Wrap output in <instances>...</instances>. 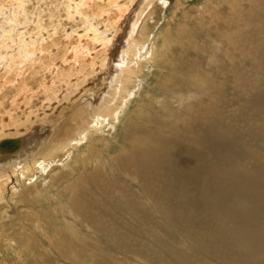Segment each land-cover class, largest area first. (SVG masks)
<instances>
[{
    "label": "bare ground",
    "instance_id": "obj_1",
    "mask_svg": "<svg viewBox=\"0 0 264 264\" xmlns=\"http://www.w3.org/2000/svg\"><path fill=\"white\" fill-rule=\"evenodd\" d=\"M26 2L10 0L9 4H0V67L6 74L2 87L13 84L16 91L11 100L13 107H8L10 110H7L3 100L6 94L0 88V203L7 200L6 193L10 184L20 183L27 190L33 186V198L41 196L43 192L53 191L55 185L50 187L46 184L50 178L47 181L46 177L43 180L40 177L45 176L55 163L54 160L62 153L67 158L62 161L61 166L72 171L68 177V180H72H66L69 183L64 187L62 182L59 183L58 188H61L55 190L56 193L53 192L51 198L55 201L65 200L64 196L68 194L67 202L57 213L67 222L73 223L77 218L79 227L76 230L79 228L83 230L82 233L93 234L84 237L87 240L98 238L102 242L106 241V249L101 252L96 264H115L112 257H115L113 252L116 250L138 251L142 257L155 264H158L155 261L163 263L170 256L172 257L166 264H205L197 246L180 250L174 241H171L172 245L169 243L167 236L177 235L176 228L153 224L151 214L154 209L141 201L143 196L152 199L155 206L164 211L169 218L168 224H181L185 231L192 229L200 243L204 242L205 237L212 236L211 246L200 247L201 249L218 256H223L222 252L230 254L239 262L240 255L249 256L248 263H243L254 264L259 252L255 247L259 249L258 244L264 242V168H252L250 164L239 162L240 152L248 148L251 150L252 145L248 139L241 138L244 135L237 130L239 127L236 129L234 122L226 117V98L222 93L198 113L197 138L188 135V130L195 125L188 126L187 130L185 122L180 130L168 136H176L174 146L168 151L167 143L159 140V137L166 138V135L157 134L153 129L142 134L133 128L130 133L126 131L128 135L125 134L124 138L125 144L130 147L122 148L119 155L112 157L117 161L116 164L103 162L101 155H98L94 160L96 169L88 172L89 165H86L77 173V177L76 166L70 164L82 143L104 133L106 127L111 126L115 130L117 123L122 121V113L127 109L125 105L129 102L130 95H133V90L141 83L144 67L152 63L157 54V39H151L144 27V18L149 16V6L154 0H63L68 18L74 23L78 20L82 22L81 29L75 26L77 29H71L68 33L69 37L76 36L77 41L69 45L70 49L60 60H64L65 64L68 62L70 67L67 71L60 69L59 62L51 61L49 66L45 63L41 54H50L45 49L49 43L47 45L46 42L45 46L44 43L49 34L55 31L44 25L40 13L34 12L33 16H29ZM246 2L248 9L243 8L241 2L235 1L234 5L233 2L230 3L231 17L226 21L228 28L225 31L230 38L238 40V45L256 37V42L261 43L260 50L264 52V0ZM240 12L243 16L239 18ZM27 15L30 17L29 21L38 28V33L29 32L28 22L22 21L21 16L24 20ZM246 21L250 27L242 32L240 23ZM168 38L167 41H170V37ZM52 42L50 40V44ZM262 58L264 61V54ZM36 63H40L37 64L38 67L45 66L52 77L49 80L42 78L39 88L34 89L27 81L26 72L28 66L34 70ZM239 68L238 64L232 63L230 71H233L234 80H242L243 72ZM14 70L15 73H12ZM9 74L13 76L7 78ZM200 80L195 79L197 89ZM251 80L255 82V77L251 76ZM235 84L239 85L240 82ZM216 87L220 89L217 85ZM249 87L254 86L244 84L240 90L247 89L248 92ZM262 89L263 87L257 96L244 101L241 112L249 113L247 121L251 122L250 126L257 125L264 138ZM40 94H44L46 98L35 109L34 99ZM12 109L21 110L20 113L23 114H17L16 118ZM250 110L255 115L254 120L253 116H249ZM232 119L239 118L234 115ZM12 121L15 123L13 126ZM28 132L32 136L24 151L20 150L19 141L12 144L10 140H6L18 138ZM143 137L145 139L140 142L138 138ZM236 137L240 141L235 140ZM206 138L213 141L205 144L203 140ZM88 159L91 160V156L84 158L85 161ZM82 161L81 159L77 163L80 168ZM259 161H264V155H261ZM102 166L120 169L136 178L140 191L123 188L116 193V180L103 171ZM256 172L260 175H255ZM39 179L40 184L43 183L41 189L37 184ZM18 187L21 186L13 188V196L24 197V189L19 190ZM161 194L163 198L171 199L172 205L177 200L176 208L162 206ZM29 203L30 210L35 211L31 202ZM189 208L194 211L188 213ZM202 210L206 217L202 216ZM3 217H7L6 212H2L0 220ZM37 217V220L32 221L36 222V229H41L38 222L42 223V220L39 214ZM181 222H185V225ZM144 223L148 224L150 238L149 244L141 247L144 244L137 238V233ZM4 234L3 230L0 231V235ZM11 238L7 240L16 242ZM77 245L82 251L89 246L94 247V244H86L84 248L79 240ZM73 246L71 244L70 248L73 249ZM25 251L26 248L22 247L21 253L24 254ZM72 251L69 253H77V250ZM261 261L258 264H264V256H261Z\"/></svg>",
    "mask_w": 264,
    "mask_h": 264
},
{
    "label": "rangeland",
    "instance_id": "obj_2",
    "mask_svg": "<svg viewBox=\"0 0 264 264\" xmlns=\"http://www.w3.org/2000/svg\"><path fill=\"white\" fill-rule=\"evenodd\" d=\"M26 1L27 14L33 16L36 12L40 13L44 25L55 31L49 34L44 43V46L46 42L47 45L49 43L48 46H45V49L47 54H50L48 56L41 54V56L45 58V63L49 66L51 61L59 62L61 70H69L70 66L68 62L65 64L64 60H62L63 62L60 60L63 55L66 54L68 49H70L69 45L72 42L74 43L77 41L76 36L69 37L68 33L71 29H81L82 22L78 20V22L75 21L76 23H74V21L68 18L66 3L64 4L63 0ZM235 1L241 2V6L248 9L247 7L249 6H247L246 0H154V3L150 4L149 8L151 10L149 16H144L145 18L143 17L145 19L144 27L145 32L147 35L150 34L151 39H157V54H155L152 63H149L144 67L143 73L141 74V83L133 90V95H130V97L128 96L129 102L125 105V109H127H124L125 112L122 113V121L117 123L115 130L111 128V126L108 128L106 127L104 133H99L98 136H93L92 140L82 143L79 147V152H75L73 160L70 163L77 168L75 177L78 176L80 171L86 165H89L87 168L88 172L94 171V169H96L94 168V162L98 155H101L100 159L103 162L110 161L113 164H116L117 161L112 159V157L119 155L122 148L130 147L129 144H125L124 138L125 134L127 136L128 133L134 129H137V132L142 134L154 130L157 134L166 135V138L159 137V140L160 142L167 143L168 151L172 149L174 146L173 140L176 139V136L171 138L168 136L180 130L185 122H187V130L188 126L195 125L191 130H188V135L192 138H197L199 132L197 125L199 123L198 113L201 112L202 108L207 106L211 100L214 101L219 93H222L226 98V117H229L230 120L234 122L233 125L236 129L239 127L237 130L241 135H244L241 136V138L248 139L247 141L252 145L251 150L248 148L242 153L240 152V155L238 156L239 162L242 164H250L252 168H264V161H259L261 155H264V138L260 134L257 125L250 126L251 122L246 119L248 118L247 115L249 113L244 114L241 112V107L244 101L257 96V93L261 91L262 87V90H264V61L262 58L264 52L260 50L261 43L256 42V37L252 39V41H247L244 44L238 45V40H235L234 37L230 38V36L227 35L225 31L227 27L226 21L231 17L229 6L232 2V5H234ZM9 2L10 0H0V4H9ZM28 15L24 20L21 16V19L23 22H28L27 26L29 32L36 34L39 30L32 21H29L30 17H28ZM241 16H243V13L240 12L239 18ZM22 27L23 26L21 25V28ZM240 27L242 32L247 31L250 27L249 22L246 21L245 23H240ZM74 35L76 34L74 33ZM164 35H168L170 41H167L168 37L166 38ZM154 36H156V38ZM50 40L53 41L52 44H50ZM51 45L53 46L51 47ZM92 46L93 45H91V47ZM49 48L52 51L49 50ZM160 48L162 51L164 48V51L162 52ZM233 58L234 60H232ZM232 63L240 66L238 70L243 72L242 80H234L233 71H230ZM37 64L40 65V63H36L34 70H32V67L28 66L26 72L28 73L27 81L34 89L39 88V83L42 78L45 77L49 80L51 79L50 77H52V74L44 68L45 66H41L43 67L41 69ZM0 70V88L3 91V94H6L3 100L6 102L5 106H7L6 108L8 110L13 107L11 100L16 94V91L13 84H7L5 88L2 87V83L6 81V79H4L6 74L4 75L2 67H0ZM15 71L16 70L12 73H15ZM10 76L13 75L9 74L7 78ZM251 76L255 77V82H252ZM195 79H201V82H198L200 85L198 86V89L195 85ZM249 79L251 82L248 81ZM245 80L248 81L249 85L254 87H249L248 92L246 89L244 90V93V91H241L240 89L243 88L244 84H248ZM236 82H240V84L236 85ZM260 82L262 84H260ZM216 85L220 88L219 90L216 89ZM236 86L240 88L238 89ZM45 98L44 94L35 96V109L37 106L42 105ZM20 111L21 110L12 109L16 118L18 117L17 114H23V112L20 113ZM252 114L254 113L251 111L249 116H253ZM234 115L239 119L233 120L232 117ZM252 118L254 120L255 115ZM252 118L250 119L252 120ZM11 124L12 126L13 124L15 125L13 121ZM126 131L128 133H126ZM31 136L32 133L29 134L28 132L18 138L6 140H10L12 144H16V142L19 141L20 150L24 151L26 149L25 147L30 143L29 140ZM144 139V137L138 138L140 142ZM153 139L154 138H152V140ZM235 140L240 141L239 137H236ZM212 141V139L206 138L203 140V143L206 144ZM90 156L92 158L91 160H84L85 157L89 158ZM57 158L54 160L55 163L52 164V168L48 170L49 173L46 172L44 177H40L41 180L46 177L47 181L50 178L49 181L46 182L48 186L51 187L52 185H55L53 191L47 192L50 194L43 192L41 196L33 198V195H35V189H33V186H31L32 189L27 190L25 189V185H20V183L9 185L10 187L6 193V195H8L7 200L0 203V215L2 212L7 213V217H3L0 220V231L3 230L5 232L4 235H0V264H96V261L99 262L100 260L101 252L106 249V241L102 242L98 238L87 240L84 237H90L93 234L82 233L83 230H80L79 228L76 230L77 227H79L77 218L75 222L71 223L67 222L62 215L57 213V210L61 211V207L67 202L66 199L68 194L64 196L65 200L60 199L59 201H55L51 197L59 188H61H58L59 183L62 182V187H64L72 180H68L72 171L67 169V167L61 166L62 161L67 158V155L64 156L61 153ZM81 159L83 161L80 168L79 165L77 166V163H80ZM101 169L108 175H111V178L116 180L114 189L116 193L123 188L140 191L138 187L139 181L124 171L114 168H112L114 169L112 170L105 166L104 168L102 166ZM255 175L260 174L256 172ZM40 179L37 181V184L39 183L38 185L41 189V184L43 183L40 184ZM66 180L69 182H66ZM16 186H21L18 187L19 190L24 189L26 197H22L21 195L16 197L13 196V188ZM50 190H52V188H50ZM9 197L11 198L9 199ZM30 198H32V200ZM141 201L145 205H151V208L154 209L151 214L153 217V224L165 225L167 228H176L177 235H170L167 236V238L171 245V241L176 243L177 249H192L197 246V248H199L198 251L200 250L199 253L201 257L205 260V264L248 263L249 256L240 255L241 261L239 262L238 260L233 259L230 254L222 252L223 256H218L209 253L205 249H201L204 246H211L212 236L205 237L204 242L200 243L197 234L192 229L185 231L181 224H168L167 222L169 218L166 217L162 209L155 206L152 199L149 200L146 196H143L141 197ZM29 202H31L35 211L30 210L31 205ZM176 202L177 200H174L172 205L171 199H166L162 196V206L175 209L177 206V204H175ZM35 205H37V207ZM53 205L55 206L54 208ZM193 211L194 209L191 208L187 210L188 213H192ZM201 213L202 216L206 217L203 210ZM37 214H39V217L42 220V223L38 222L41 229H36V222L32 221L33 219H38ZM210 222L213 224L212 220H210ZM181 223L185 225V222ZM88 227L93 229L90 225ZM135 230L134 232H136ZM149 231L150 229H148L147 223H144L142 228H139L137 238L142 241L141 244H144L140 245L141 247H145V244H149ZM15 232L17 234H15ZM8 233H10L9 236ZM13 236L15 238H13ZM95 237H97V235ZM8 238L14 239L16 242H10L7 240ZM78 240L84 245V248L86 244H94V247L89 246L82 251L77 245ZM263 243L264 242H260L258 244L259 249L255 247V250H259V252L257 253V260L254 264L262 263L261 256H264ZM71 244H74L73 249L70 248ZM22 247L26 248L24 254L21 253ZM52 250H54L56 254ZM72 250H77V253L70 254L69 251ZM113 253L115 255V257H112L113 263L155 264L149 259L146 260L145 257H142L138 251L116 250ZM19 254H21V256ZM170 257L165 259L163 263H160L159 261L155 262L158 264H166ZM71 260L73 262H71ZM244 261H246V263H243ZM197 264L201 263L198 262Z\"/></svg>",
    "mask_w": 264,
    "mask_h": 264
}]
</instances>
